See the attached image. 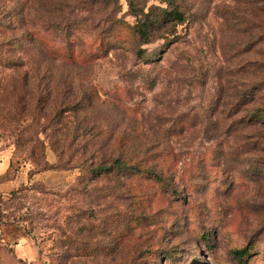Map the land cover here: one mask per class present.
<instances>
[{"label": "rangeland", "instance_id": "obj_1", "mask_svg": "<svg viewBox=\"0 0 264 264\" xmlns=\"http://www.w3.org/2000/svg\"><path fill=\"white\" fill-rule=\"evenodd\" d=\"M174 2L0 0V264H264V0Z\"/></svg>", "mask_w": 264, "mask_h": 264}, {"label": "trees", "instance_id": "obj_2", "mask_svg": "<svg viewBox=\"0 0 264 264\" xmlns=\"http://www.w3.org/2000/svg\"><path fill=\"white\" fill-rule=\"evenodd\" d=\"M129 14L134 18L133 25L127 26L128 33L135 40L140 42L139 45L151 43L156 31H159L162 25L168 21L176 23L183 22V14L178 10L174 0H164L166 7L155 6L146 9L147 0H126ZM143 49H137L135 56L142 58ZM100 172L113 174L115 171L127 172L129 176L140 173V168L136 165H129V162H122L119 158L111 161L110 167H97ZM149 171L150 169H145ZM246 248L233 251L234 257L241 259L246 253Z\"/></svg>", "mask_w": 264, "mask_h": 264}]
</instances>
